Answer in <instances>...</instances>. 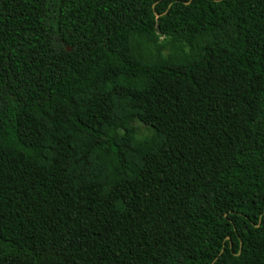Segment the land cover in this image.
Segmentation results:
<instances>
[{"label":"trees","instance_id":"1","mask_svg":"<svg viewBox=\"0 0 264 264\" xmlns=\"http://www.w3.org/2000/svg\"><path fill=\"white\" fill-rule=\"evenodd\" d=\"M0 264H264V0H0Z\"/></svg>","mask_w":264,"mask_h":264},{"label":"rangeland","instance_id":"2","mask_svg":"<svg viewBox=\"0 0 264 264\" xmlns=\"http://www.w3.org/2000/svg\"><path fill=\"white\" fill-rule=\"evenodd\" d=\"M137 128H138V134L139 135H145V134H148L149 130L147 128H145L144 126L142 125H136Z\"/></svg>","mask_w":264,"mask_h":264},{"label":"water","instance_id":"3","mask_svg":"<svg viewBox=\"0 0 264 264\" xmlns=\"http://www.w3.org/2000/svg\"><path fill=\"white\" fill-rule=\"evenodd\" d=\"M67 50H68V48H67Z\"/></svg>","mask_w":264,"mask_h":264}]
</instances>
